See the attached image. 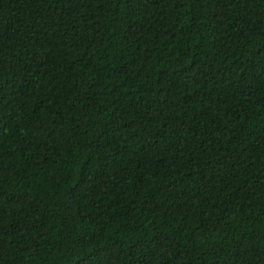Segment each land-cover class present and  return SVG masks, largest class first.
Listing matches in <instances>:
<instances>
[{"label": "trees", "instance_id": "1", "mask_svg": "<svg viewBox=\"0 0 264 264\" xmlns=\"http://www.w3.org/2000/svg\"><path fill=\"white\" fill-rule=\"evenodd\" d=\"M0 264H264V0H0Z\"/></svg>", "mask_w": 264, "mask_h": 264}]
</instances>
